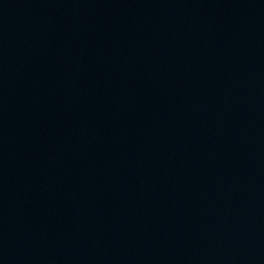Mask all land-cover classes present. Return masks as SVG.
Masks as SVG:
<instances>
[{
    "label": "water",
    "instance_id": "95a60500",
    "mask_svg": "<svg viewBox=\"0 0 264 264\" xmlns=\"http://www.w3.org/2000/svg\"><path fill=\"white\" fill-rule=\"evenodd\" d=\"M0 264H264V0H0Z\"/></svg>",
    "mask_w": 264,
    "mask_h": 264
}]
</instances>
